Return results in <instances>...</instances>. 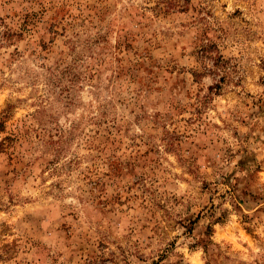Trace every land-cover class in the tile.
I'll return each mask as SVG.
<instances>
[{
  "label": "rangeland",
  "instance_id": "rangeland-1",
  "mask_svg": "<svg viewBox=\"0 0 264 264\" xmlns=\"http://www.w3.org/2000/svg\"><path fill=\"white\" fill-rule=\"evenodd\" d=\"M0 264H264V0H0Z\"/></svg>",
  "mask_w": 264,
  "mask_h": 264
}]
</instances>
